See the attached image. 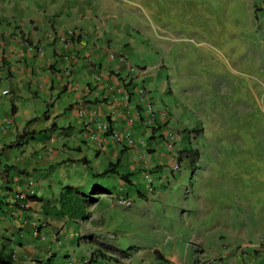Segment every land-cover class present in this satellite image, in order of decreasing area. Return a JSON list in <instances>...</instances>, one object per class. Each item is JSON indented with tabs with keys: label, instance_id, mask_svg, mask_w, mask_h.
I'll list each match as a JSON object with an SVG mask.
<instances>
[{
	"label": "crops",
	"instance_id": "0c3cea01",
	"mask_svg": "<svg viewBox=\"0 0 264 264\" xmlns=\"http://www.w3.org/2000/svg\"><path fill=\"white\" fill-rule=\"evenodd\" d=\"M29 1L0 0V200L8 204L0 210V264H122L131 258L132 250L124 253L117 241V246L107 250L108 238L102 233L118 231L121 222L132 223L133 215L123 222L113 210L130 207L122 206L120 198L98 196L87 205L98 214L93 219L56 216L54 211L59 210L62 189L67 185L58 181L57 188L53 173L80 163L89 169V158L94 156L97 177L115 174L114 161L119 164L126 153L125 175L137 173L145 183L150 168L145 153L155 155V147H162L166 156L151 159L157 160L155 168L163 161L173 165L185 143H181L178 129L160 133L143 122L147 118L136 93L140 82L127 73L121 61H113L116 42L104 27L105 18H88L82 8L70 6L69 0L61 4L42 0L41 6L40 0H33L32 6ZM259 2H249L248 11L263 13V23L255 14L257 24L252 27L263 32L264 47V0ZM92 18L96 23H86ZM68 30L77 31L78 36L63 41L61 35ZM156 114L158 124L169 123V116ZM160 134H174L172 146L159 139ZM236 222L240 225L229 238L217 235L211 239L199 233L191 244L183 246L167 237L149 251L133 252L131 264H198L204 260L208 264H264V221L263 228ZM71 223L84 233L77 243L81 253L76 261L63 248L66 226ZM261 228L263 237L256 231L251 238L247 231ZM109 238L112 241L113 237ZM179 245L187 252L192 250L180 263L175 259L180 255Z\"/></svg>",
	"mask_w": 264,
	"mask_h": 264
},
{
	"label": "rangeland",
	"instance_id": "374dc122",
	"mask_svg": "<svg viewBox=\"0 0 264 264\" xmlns=\"http://www.w3.org/2000/svg\"><path fill=\"white\" fill-rule=\"evenodd\" d=\"M54 1L61 4L68 0ZM69 1L70 6L82 8L88 18L94 15L106 19L104 27L116 42L113 52L117 57L113 56V61L132 68L127 73L148 92L154 116L161 113L170 117L167 125L157 129L153 122L152 128L160 133L172 128L195 131L190 140L200 153L192 171L189 161L178 170L167 161L155 168L157 160L151 159L166 156L162 147H155V155L145 153L144 160L150 163L145 183L137 173L125 175L126 153L119 164L114 161L115 174L97 177L94 156L89 158V169L80 163L55 171L52 177L57 188L61 181L75 186L73 192L84 196V220L87 212L92 219L98 215L87 208L98 196L122 198L130 207H114L117 220L125 222L128 215L134 220L121 222L118 231L109 235L102 233L108 238L105 248L117 246V241L119 250L128 254L132 250L130 257L135 259L133 252L149 251L167 237L184 246L199 233L211 239L217 235L229 238L240 225L236 221L263 228L264 47L263 32L252 27L257 24L255 14L263 23V13H249L252 0ZM91 20L86 23L94 18ZM141 70L146 73L141 74ZM142 109L147 117L146 108ZM167 135L163 134L168 141ZM188 141L181 138V143ZM106 168L103 166L101 172ZM122 174L129 183L123 181ZM100 190L110 194L98 195ZM262 228L247 231L251 238L256 231L263 237ZM66 231L63 248L76 261L81 253L77 243L84 233L75 223L67 224ZM180 245V255L175 258L178 263L192 255L191 248L187 252ZM131 258L126 259L129 264ZM126 260L122 264H127Z\"/></svg>",
	"mask_w": 264,
	"mask_h": 264
},
{
	"label": "trees",
	"instance_id": "16d2710c",
	"mask_svg": "<svg viewBox=\"0 0 264 264\" xmlns=\"http://www.w3.org/2000/svg\"><path fill=\"white\" fill-rule=\"evenodd\" d=\"M140 88L143 89V90H145V88H143V87H140ZM157 119H158V117L155 116L154 117V121H153L154 124H155V126L158 124L157 123ZM166 124L167 123H165V125ZM163 125L164 124H161L160 125V123H159L157 125L158 126L157 129H159ZM192 133H195V131H189L188 129H182V130H178L177 131V134L179 136H181L182 139L183 138L184 139H189V141L187 142L188 144L187 143L184 144L181 147L182 149L180 151H177L178 163L180 164L182 162V159H186L187 161H189L188 162V165L191 168V171L195 169V167H196V164L195 163L198 161V159L200 157L199 151L198 150H195L193 148V145L191 144L192 141L190 140V136H191ZM158 138L161 139V140L164 139V137H163L162 134L158 135ZM163 141L165 142V140H163ZM108 169H109V171H113V169H111V168H108ZM124 179H126V177H124ZM126 181H128V180H126ZM73 190H75V189H73L71 186H65L62 189L61 199H60V203H59V210L54 211V215H56V216H67L68 218H71V219H74V220H84L83 219V213H82L83 207L81 205H83L82 203H83V201H85V198L80 193L75 194L73 192ZM101 193L110 194L109 191L100 190L98 192V195H100ZM96 199L97 198H95V200ZM121 199L122 198H120V200ZM7 206H8V204L6 202L0 200V210H2L3 207H7ZM88 215L85 216V219H87Z\"/></svg>",
	"mask_w": 264,
	"mask_h": 264
},
{
	"label": "built area",
	"instance_id": "2783aa9c",
	"mask_svg": "<svg viewBox=\"0 0 264 264\" xmlns=\"http://www.w3.org/2000/svg\"><path fill=\"white\" fill-rule=\"evenodd\" d=\"M72 35L78 36L77 31H75V30H68L66 33H64V34L61 35V38L64 41V39H66L67 37H70ZM111 57H113V56H111ZM126 67H127V69L129 71H132V68H130L129 65H126ZM136 93H137V97H139V100L142 102L143 107L146 108V112L148 113V116L146 117L147 118V123L148 124H153V121H154V117L155 116H154V112H153V109H152L151 105L148 104V99H147L148 97L146 96L147 94L141 88L137 89ZM3 94H7V91L3 92ZM167 137H168V143H169V146H170V144L175 141V136L173 134H168ZM113 138L116 141H119L120 140V138H119L118 135H114ZM127 138H128V136H127ZM127 142L129 144L131 143V141L129 139H128ZM119 202L122 205H124V206H127L128 205L125 201H119Z\"/></svg>",
	"mask_w": 264,
	"mask_h": 264
},
{
	"label": "clouds",
	"instance_id": "9594fccd",
	"mask_svg": "<svg viewBox=\"0 0 264 264\" xmlns=\"http://www.w3.org/2000/svg\"><path fill=\"white\" fill-rule=\"evenodd\" d=\"M146 96L148 97V95H146ZM113 136H114V135H113ZM119 141H120V140H119ZM117 142H118V141H117ZM165 142H166L167 144H169L168 141H167L166 139H165ZM170 146H172V143L170 144ZM179 168H180V164H179L177 161H175L174 164H173V169H174V170H178ZM147 178H149L148 175H146V176L144 177L145 180H147ZM150 191H151V189L149 188V192H150ZM120 201H121V200H120ZM122 206H124V205H122ZM127 264H129V263L127 262ZM198 264H208V262L204 260V261H199Z\"/></svg>",
	"mask_w": 264,
	"mask_h": 264
}]
</instances>
